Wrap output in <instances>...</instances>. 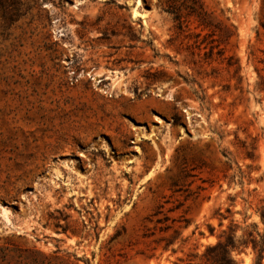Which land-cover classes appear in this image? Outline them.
Returning <instances> with one entry per match:
<instances>
[{"label": "rangeland", "instance_id": "obj_1", "mask_svg": "<svg viewBox=\"0 0 264 264\" xmlns=\"http://www.w3.org/2000/svg\"><path fill=\"white\" fill-rule=\"evenodd\" d=\"M184 1L209 24L168 0H0V247L175 264L231 224L264 234V0Z\"/></svg>", "mask_w": 264, "mask_h": 264}, {"label": "trees", "instance_id": "obj_2", "mask_svg": "<svg viewBox=\"0 0 264 264\" xmlns=\"http://www.w3.org/2000/svg\"><path fill=\"white\" fill-rule=\"evenodd\" d=\"M198 2V1H196ZM198 4V3H197ZM167 11L174 14L176 19L181 20L187 14H193L202 24H209L207 11L202 5L188 7L184 0H168ZM261 219L264 222V209L260 213ZM56 231L71 232L78 234L77 231L67 225H62L60 222L55 224ZM237 224H231L228 230H224L214 244H209L205 247L203 253L189 252L186 257H180L175 264L185 262L186 264H239L233 256V251L240 249L242 246L251 245L254 250L259 252L260 258L264 256V234L260 238L255 235V229H247L241 237H237ZM256 227V225L254 226ZM163 230V229H162ZM258 234H260L257 231ZM118 234V232L116 233ZM198 259V260H197ZM80 258L75 257V260L66 259L61 255V250L57 249L52 253H46L38 249H13L9 246L0 247V264H80Z\"/></svg>", "mask_w": 264, "mask_h": 264}]
</instances>
